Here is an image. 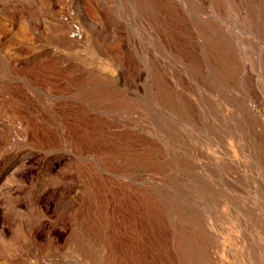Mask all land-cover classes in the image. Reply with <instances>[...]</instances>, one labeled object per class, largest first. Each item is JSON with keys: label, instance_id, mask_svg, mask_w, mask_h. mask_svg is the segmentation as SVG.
Returning a JSON list of instances; mask_svg holds the SVG:
<instances>
[{"label": "rangeland", "instance_id": "obj_1", "mask_svg": "<svg viewBox=\"0 0 264 264\" xmlns=\"http://www.w3.org/2000/svg\"><path fill=\"white\" fill-rule=\"evenodd\" d=\"M0 13L9 29L32 22L38 34L27 57L59 60L80 75L73 86L79 97L74 95L92 108L104 146L123 151L156 142L164 170L170 167L164 175L139 170L125 176L68 143L57 152L28 151L19 158L0 133V258L7 256L8 264L93 263L80 255L77 226L66 210L83 207L86 191L76 166L84 161L95 162L119 188L101 191L117 214L112 235L119 251L135 240L121 220L136 203V189L123 184L135 186L145 177L197 218L196 226L211 231L207 264H264V0H0ZM63 14L82 29L77 46L52 42ZM97 86L125 101L88 99L84 92ZM17 160V172L3 176ZM100 240L96 246L105 255L110 246Z\"/></svg>", "mask_w": 264, "mask_h": 264}, {"label": "bare ground", "instance_id": "obj_2", "mask_svg": "<svg viewBox=\"0 0 264 264\" xmlns=\"http://www.w3.org/2000/svg\"><path fill=\"white\" fill-rule=\"evenodd\" d=\"M66 17L65 14L61 15L62 24L57 28L58 35L52 38V42L60 46L69 47L81 41L84 34L81 31L82 29L73 23L72 16L69 15L67 18ZM31 23L24 19L19 23L18 28L9 29L6 21L0 20V52L3 53L4 58L2 63H0V133L4 143L16 148V155L18 157L21 156L20 154L24 155L28 151H34L36 154L57 152V150L62 149L68 143L73 149L95 153L103 169L111 170L121 175H136L139 170H145L152 176L162 172L165 165L161 162L158 154L160 155L161 153L162 155L163 151L156 142L155 144L151 142V147L142 149L135 148L134 150L128 149L129 146L127 145L128 147H124L126 150L124 149L123 151L112 149L110 145V147L103 145L104 143L100 141L102 138L99 139L98 129L95 125L97 119L95 120L92 117V108H87L85 102L77 101L78 99L76 96L78 95L73 89L74 85L79 84L80 75L77 73L79 76H76L74 74L75 72L69 66V68L63 67L59 60L56 61L47 57L41 58L40 56V58H37V56L27 57V53L37 41L36 36L38 34L37 33L36 36L34 35L35 33ZM7 30H10L11 33H8ZM75 45L77 46V44ZM57 53L58 52H56V54ZM224 55L226 56V54ZM42 57L45 56L42 55ZM0 58L2 59V56ZM65 61L67 62V59H65ZM72 67L74 68V66ZM2 69H5L11 77H7L4 73H1ZM86 79L88 80L89 78ZM159 86L162 85L159 84ZM84 93L88 99L97 102L112 99L116 104L122 105L120 103L125 101L122 94L120 95L114 91H108L100 86L88 88ZM47 95L54 100H46L44 97ZM175 102H177V100ZM115 115L111 116V118L118 116ZM117 120L119 121V119ZM128 138L130 139V136ZM139 142L140 141H138V143ZM133 144L135 145L136 143ZM119 145L121 144L119 143ZM25 158L26 157L23 159ZM18 163L17 160L8 167L4 166L6 168L3 169V176H7L10 171L11 173L17 172ZM24 164L25 163H23V167ZM97 166L95 162H78L76 166L78 173H76L83 182V188L86 191L85 201L82 204L83 207L76 209L74 206L76 210H73L71 206L66 208L74 224L77 226L76 235L78 243L76 244L79 245L80 249L83 251H81L82 253L80 255L83 256V253H85L89 259L96 264H200V262L207 264L212 255L210 252V230L207 231L206 227L196 226L199 222L197 218L187 214L182 207L183 205L180 206V204L175 202L176 199L171 200L164 196L162 197L157 191V185L145 177H141L139 179L140 181L135 186H132L133 184L129 185L131 183L127 184L128 181L125 185L121 183L123 184L122 189H126L127 191L128 189H136V203L134 207L132 203H130L133 209L131 212H127V215H124V220H121L126 226L132 229L135 240L129 242L128 239L126 242L127 245L123 246L124 244H122L123 247L122 250L120 249L121 252L116 249L112 231L117 222V214L111 211L108 199L105 198L101 191H103V189H111L113 191V189L117 188L114 186L115 182L112 181V178H103L100 175L102 171L99 174ZM102 173L104 174V172ZM162 173L163 175L165 174L164 172ZM118 182L120 183V181ZM117 190L119 192V188ZM170 192L169 190V193ZM173 194L174 193H172V195ZM132 195L134 194H131V196ZM168 196L170 197L169 194ZM111 199L113 200L112 197ZM123 204L125 206V203ZM177 217L180 219H177ZM123 230L124 229H122V232ZM73 235H75V233L71 236ZM88 237L97 242L91 244L88 241ZM103 237L110 246L108 247L109 252L105 255L102 254V252H98L99 250L96 246ZM87 241L90 244H88ZM76 244L73 243V246ZM100 249H102V247ZM0 264H8L7 256L6 258H0Z\"/></svg>", "mask_w": 264, "mask_h": 264}]
</instances>
